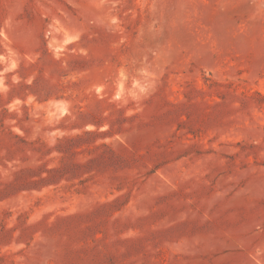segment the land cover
<instances>
[{
  "label": "rangeland",
  "instance_id": "rangeland-1",
  "mask_svg": "<svg viewBox=\"0 0 264 264\" xmlns=\"http://www.w3.org/2000/svg\"><path fill=\"white\" fill-rule=\"evenodd\" d=\"M0 264H264V0H0Z\"/></svg>",
  "mask_w": 264,
  "mask_h": 264
}]
</instances>
